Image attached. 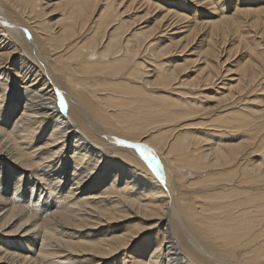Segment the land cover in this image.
Returning a JSON list of instances; mask_svg holds the SVG:
<instances>
[{"label": "bare ground", "instance_id": "obj_1", "mask_svg": "<svg viewBox=\"0 0 264 264\" xmlns=\"http://www.w3.org/2000/svg\"><path fill=\"white\" fill-rule=\"evenodd\" d=\"M48 1L0 0V264H264V0Z\"/></svg>", "mask_w": 264, "mask_h": 264}, {"label": "rangeland", "instance_id": "obj_2", "mask_svg": "<svg viewBox=\"0 0 264 264\" xmlns=\"http://www.w3.org/2000/svg\"><path fill=\"white\" fill-rule=\"evenodd\" d=\"M152 1L161 3L158 0H152ZM57 2H59V1L58 0H49L48 1V5L49 4L53 5V3L55 4ZM172 5H173V6H171L172 10L177 11L178 10V8H177L178 5L175 2H173ZM162 6H165V5H162ZM162 9H164V7H162ZM52 11H53V9H48V8L46 9V13H50L51 14V16H49L47 18L53 19V23H55L56 21H58L61 18L60 17V12H58V11H53L52 12ZM139 11L140 10H131V11H129L127 13L128 20H129V26L128 27H124V26L121 27V35L122 36H126V35H130L131 36L135 32H139L140 28H142L145 25H150V26L154 25L153 24L154 23L153 19L161 14L160 11L155 16L151 15V13H150L148 18L145 19L144 21H142V19L145 18L146 16L137 18V16H143V13L139 12ZM127 16H123V17H121V19L123 21H125L126 20L125 17H127ZM155 26L157 27L158 24L155 25ZM246 30L247 29L245 27L243 34L247 33ZM250 38H251V36H247V41H249ZM257 42H259V41L255 39V43H257ZM227 49H232V47L229 46ZM243 49H244V47H242L241 49L240 48L237 49V51H231L233 57L231 59L229 58L230 63H229V66H228V67L231 68V71H230L231 73H236L237 69L242 65V63L245 62L246 58H245V53H242V52H244ZM199 50H200V48H198L197 45H194L193 52H197ZM191 58H193V57L188 56V55L185 56V59H191ZM225 59L226 58H223L222 61H224ZM258 83L260 84V81ZM257 97H258V95H254L252 97V99L259 100ZM16 239L14 238V240H16Z\"/></svg>", "mask_w": 264, "mask_h": 264}, {"label": "snow or ice", "instance_id": "obj_3", "mask_svg": "<svg viewBox=\"0 0 264 264\" xmlns=\"http://www.w3.org/2000/svg\"><path fill=\"white\" fill-rule=\"evenodd\" d=\"M60 105L61 107H66L65 105V101L63 99V96H61V99H60ZM120 143H125L124 141H120ZM131 147H138L140 148V151H141V155L142 156H145L146 159L149 160V163L153 166L154 169H158L159 168V164L158 162L156 161L154 155L149 157L147 154H146V146H142V145H130Z\"/></svg>", "mask_w": 264, "mask_h": 264}]
</instances>
